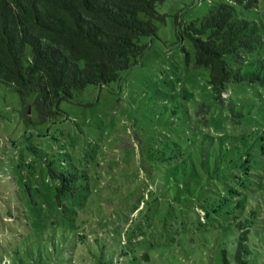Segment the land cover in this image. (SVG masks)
I'll use <instances>...</instances> for the list:
<instances>
[{"label": "rangeland", "instance_id": "1", "mask_svg": "<svg viewBox=\"0 0 264 264\" xmlns=\"http://www.w3.org/2000/svg\"><path fill=\"white\" fill-rule=\"evenodd\" d=\"M226 1L164 0L157 8L165 22L156 23L155 36L140 39L144 51L136 63L117 82L89 85L61 101L54 118L41 121L35 94L24 105L0 82V264H84L89 252L73 245L75 230L126 242L121 249L128 257L120 264H234L236 235L221 204L213 215L212 205L202 210L197 198L202 190L209 198L212 185L206 179L197 186L189 166L173 172L169 164L174 145L188 150L192 138L212 150L210 137L216 150L239 157L244 141L264 134V87L230 83L228 105L217 104L209 70L194 66L191 43L178 34V25ZM245 14L260 24L263 45L254 56L264 59V0ZM49 164L88 177L86 189L60 208ZM253 190L264 208L263 178ZM249 241L248 260L264 264V217ZM73 251L84 255L74 258Z\"/></svg>", "mask_w": 264, "mask_h": 264}, {"label": "trees", "instance_id": "2", "mask_svg": "<svg viewBox=\"0 0 264 264\" xmlns=\"http://www.w3.org/2000/svg\"><path fill=\"white\" fill-rule=\"evenodd\" d=\"M163 2L0 0V82L12 87L24 105L35 94L41 121L54 118L62 113L61 101H71L75 93L89 85L117 82L136 63L144 51L140 39L155 36L156 23L165 22V15L157 8ZM257 2H219L211 5L200 20L184 25L183 29L178 25L179 36L187 38L193 48L194 66L209 70L212 95L223 107L228 105L230 83L264 87V59L254 56L263 45L262 31L259 22L245 14ZM204 107L201 105L198 112ZM202 120L207 123L206 118ZM209 139L214 145L212 150L194 138L191 144L187 143L188 150L182 144H175L178 148L173 154L175 161L169 164L172 163L173 172L179 166L183 169L189 166L197 186L203 187L206 179L212 185L213 194H207L209 198H204L203 190L197 193L202 202L200 208L204 210L212 205L211 211L216 215L215 206L221 204V211L236 235L234 264H252L248 260L253 248L249 235L256 222L264 217L263 199L253 190L258 178L264 179V134L244 141L248 143L247 150L244 154L239 150L242 153L239 157L228 155V150H216L215 141ZM257 140L262 143L258 145ZM150 169L149 172L154 170ZM48 174L56 183L54 201L59 208L86 189L88 177L76 167L54 169L49 164ZM175 178L169 176L168 181L175 182ZM71 241L75 246H86L89 254L85 252L88 256L84 264L87 261L109 264L110 259V264H120L128 257V252L121 249L127 243L115 236H95L92 240L75 230ZM78 255L84 254L73 251L74 258ZM146 257L147 253H142L141 258Z\"/></svg>", "mask_w": 264, "mask_h": 264}]
</instances>
